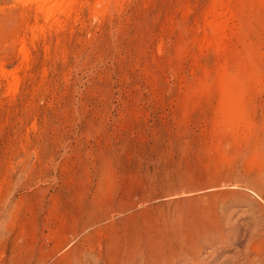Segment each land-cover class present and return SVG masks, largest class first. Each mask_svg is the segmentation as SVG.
Returning <instances> with one entry per match:
<instances>
[{"label":"rangeland","instance_id":"374dc122","mask_svg":"<svg viewBox=\"0 0 264 264\" xmlns=\"http://www.w3.org/2000/svg\"><path fill=\"white\" fill-rule=\"evenodd\" d=\"M59 3L0 0V264H122L185 189L253 178L264 205V0Z\"/></svg>","mask_w":264,"mask_h":264},{"label":"bare ground","instance_id":"6f19581e","mask_svg":"<svg viewBox=\"0 0 264 264\" xmlns=\"http://www.w3.org/2000/svg\"><path fill=\"white\" fill-rule=\"evenodd\" d=\"M31 1L37 5L38 11L46 12V17L48 18L56 10L60 11L62 8L61 3H59L60 0ZM68 7L69 5L65 8ZM261 173L263 174L261 177H263L264 170ZM236 180V183L229 184L233 191L228 192L225 196H221L220 193L205 194L203 192L205 190L191 192L185 189L184 201H181L184 204V208L177 209L175 207L174 211L161 210L160 218L157 217L156 222H153L154 224L151 225L149 230L150 232L138 237L140 239L139 245L136 244L135 249H131L130 247L131 251L127 257L121 260V263L215 264L214 262L222 250L230 245H240L242 242H245L246 245L243 247V252L246 258H249L248 253L254 248L253 241L260 242L256 241L257 237H260L261 240L264 239V205L261 202L263 198L260 194L262 187L258 185L257 179L252 178L249 181H245V179H243L244 181H238L241 180L239 178ZM229 185L224 186L228 189L227 186ZM221 190H224L223 185ZM254 195L258 197L253 198ZM239 201L251 202L253 211L262 217V221L255 226V229H252L251 232L249 231L250 233L247 230L244 235L237 227L238 224L231 225L229 223L231 216L225 211L230 202L238 203ZM234 204L232 205L234 206ZM241 234L243 235L242 237ZM78 260L76 261L77 264H82ZM253 261V259L250 260V263H254Z\"/></svg>","mask_w":264,"mask_h":264}]
</instances>
